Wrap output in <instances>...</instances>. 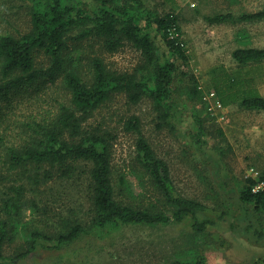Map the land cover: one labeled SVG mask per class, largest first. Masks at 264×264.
<instances>
[{"label": "rangeland", "instance_id": "obj_1", "mask_svg": "<svg viewBox=\"0 0 264 264\" xmlns=\"http://www.w3.org/2000/svg\"><path fill=\"white\" fill-rule=\"evenodd\" d=\"M94 7L90 0H84ZM159 14L174 13L183 31L189 56L179 62L173 86L174 108L166 123L149 99L131 103L126 95H114L89 120V125L112 135L111 177L115 199L153 212H167L162 194L138 158V134L126 129L136 116L141 132L156 155L169 166L179 192L212 209L227 213L223 221L208 215L216 226L195 233L191 220L168 226H123L106 233L91 230L93 212L89 201V165H80L74 176L60 172L35 187L27 182L25 210L21 213L16 239L5 246L13 257L27 248L29 235L38 231L54 237L66 232L69 223L78 221L90 230L78 241L61 249L46 248L44 242L27 257L14 264H172L194 261L205 256L207 264H264V213L240 200L247 179L257 182L264 176V111H250L234 104L213 107L210 69L224 66L238 70L232 53L238 48L264 47V21L256 23L212 24L207 21L221 13L256 12L264 0H146ZM30 3L25 0H0V35L20 37L31 30ZM68 41L70 65H78L87 79L94 57L104 59L118 72H133L141 62L140 52L131 44L108 53L95 40ZM156 43L165 52L160 37ZM38 67L48 66L44 53L37 54ZM264 96V64L251 71ZM197 84L200 97L194 95ZM215 92V91H214ZM63 77L44 80L11 95L0 104V145H20L23 124L60 104H69ZM207 97V98H206ZM217 97V95H216ZM202 120L199 133L196 118ZM36 204V206L33 205ZM204 219L205 215H200ZM256 231V232H255ZM53 245V244H51Z\"/></svg>", "mask_w": 264, "mask_h": 264}, {"label": "trees", "instance_id": "obj_2", "mask_svg": "<svg viewBox=\"0 0 264 264\" xmlns=\"http://www.w3.org/2000/svg\"><path fill=\"white\" fill-rule=\"evenodd\" d=\"M25 1L30 3L31 30L20 37L0 35V104L24 88L44 80L53 82L58 76L63 77L70 97L69 104H60L58 110H46L24 123L20 145L6 146L1 139L0 264L22 260L42 242L46 248L61 249L91 232L78 221L69 223L66 232L54 237L34 231L24 252L13 257L5 254V246L16 239L21 213L26 208L27 182L39 187L57 172L74 176L80 165L90 166L89 201L94 214L91 230L96 233L123 226H168L187 220H191L195 233H203L217 225L208 215L216 214L223 221L227 213L179 192L168 164L145 139L136 116L128 121L126 129L138 134L139 161L169 209L153 212L118 202L111 177L112 135L89 125L94 112L118 94L126 95L133 104L149 99L158 119L167 122L174 108L173 86L178 63L189 59L179 18L174 13L159 14L148 7L146 0H90L94 7L84 0ZM207 21L212 24L261 22L264 8L240 15L221 13L207 17ZM75 31H78L76 40L98 41L108 53L131 44L140 52L141 62L133 72H118L110 69L101 57H94L86 79L78 65L69 64L72 57L68 41ZM156 36L164 43L165 52L157 45ZM40 53L47 56L48 66H37L36 56ZM232 57L238 64L236 72L231 73L224 66L209 71L218 101L223 107L239 104L246 110L264 111V96L251 72L264 64V47L238 48ZM200 94L196 84L194 95L200 97ZM195 118L199 133L203 134L202 120ZM259 182H264V176ZM257 183L247 179L240 200L256 212L264 213V190L253 191ZM200 215L206 217L200 219ZM259 237H264V230ZM172 264H207V258L201 256L194 261Z\"/></svg>", "mask_w": 264, "mask_h": 264}, {"label": "built area", "instance_id": "obj_3", "mask_svg": "<svg viewBox=\"0 0 264 264\" xmlns=\"http://www.w3.org/2000/svg\"><path fill=\"white\" fill-rule=\"evenodd\" d=\"M208 96L210 98H215L216 99L215 105L213 107H216V108H219V109L223 108L221 103L218 101V98L216 97V93L214 91L210 92ZM259 190H264V182H259L258 181V183L256 185H254L253 191L254 192H258Z\"/></svg>", "mask_w": 264, "mask_h": 264}]
</instances>
